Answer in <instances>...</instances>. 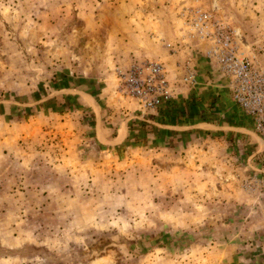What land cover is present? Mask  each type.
Returning a JSON list of instances; mask_svg holds the SVG:
<instances>
[{
    "label": "rangeland",
    "instance_id": "rangeland-1",
    "mask_svg": "<svg viewBox=\"0 0 264 264\" xmlns=\"http://www.w3.org/2000/svg\"><path fill=\"white\" fill-rule=\"evenodd\" d=\"M216 2L264 54V0ZM199 3L0 0V264H227L258 242L264 190L243 185L257 169L245 167L240 191L223 190L216 178L233 174L203 169L218 155L210 131L183 147L149 141L155 116L119 92L115 69L172 64L165 44L187 41L181 11ZM98 81L111 94L102 120L114 132L134 124L125 139L122 126L116 142H99L86 108L48 112L35 103L48 93L59 105L65 96L54 88L65 84H84L98 99Z\"/></svg>",
    "mask_w": 264,
    "mask_h": 264
},
{
    "label": "crops",
    "instance_id": "crops-1",
    "mask_svg": "<svg viewBox=\"0 0 264 264\" xmlns=\"http://www.w3.org/2000/svg\"><path fill=\"white\" fill-rule=\"evenodd\" d=\"M183 45L184 43L180 42V45L176 47L177 52L171 55L173 57L172 64L166 66L169 77L174 80L176 73L179 72V68L176 65L182 63L186 58L194 57L199 70V84L186 90L185 87L174 85L175 98L168 104L150 112L151 115L155 116V120L149 119L151 124L148 125L153 126L150 129H154L155 133L152 137L147 133L145 137L149 141L158 143L174 139L180 147H183L187 141L193 142L198 140V138L204 137L199 134L202 130L210 131V133H206V141L216 144V153L218 155L217 157L211 156L207 161L208 166H204L205 168L203 169H206L205 171H214L215 173L217 172L215 170L216 167L228 169L229 173L234 176L233 180L226 175L216 179L220 185V180L226 179V186L228 187H224L225 189L223 190H230L234 185H237L236 191H240L236 180L242 177L247 165L251 163L255 169L262 171V174H264V152H256L258 140L254 131L253 121L242 114L233 104L224 79L220 78L209 67L205 59L199 57L198 53H193L187 47L182 48ZM103 87L102 81H98L97 99L86 90L84 84H75L74 87H71L70 84H65L59 88H54L56 94L59 93L65 96L59 105L54 102L56 100H53L52 95L48 93L46 94L47 96L36 97L35 103L41 104V109L48 112L70 110L71 108L83 111L86 108L94 115L93 125L96 139L102 143H114L118 138L120 127L126 126L125 135L121 138L125 139L130 136L134 124H130L129 120H127L126 123H121L118 126L117 132H114L112 125H110L112 122H108V119L102 120L104 106L108 104L107 97L108 95L111 96L107 91L108 89ZM55 96L58 98V95ZM88 97L91 98L92 103L90 99H87ZM73 103L78 105L77 108ZM96 114H98L100 122H97ZM151 138L154 139L152 140ZM195 169L200 170L202 168L197 165L194 167ZM215 182L212 185H215ZM261 201L263 206L264 199L262 198ZM254 221V228L259 231L256 234V238L259 239L258 242L252 243V248L247 244H243L239 250L237 249L238 254L241 253L238 255L239 261L233 258L227 264H264V216ZM248 229L250 230V228ZM244 234L246 235L248 232Z\"/></svg>",
    "mask_w": 264,
    "mask_h": 264
},
{
    "label": "built area",
    "instance_id": "built-area-1",
    "mask_svg": "<svg viewBox=\"0 0 264 264\" xmlns=\"http://www.w3.org/2000/svg\"><path fill=\"white\" fill-rule=\"evenodd\" d=\"M218 12L212 0H200L194 7L183 8L182 36L187 40L183 43L224 79L233 104L253 121L258 140L256 152H264V54L257 57L255 53L262 51L263 46L253 48L243 41L238 29ZM165 46L170 55L177 52L171 43ZM176 67L179 72L174 80L160 61L147 60L117 68L119 92L133 99L141 110L155 111L175 98L174 85L186 90L199 84L194 57L184 59ZM243 185L252 194H263L264 174L257 169Z\"/></svg>",
    "mask_w": 264,
    "mask_h": 264
},
{
    "label": "water",
    "instance_id": "water-1",
    "mask_svg": "<svg viewBox=\"0 0 264 264\" xmlns=\"http://www.w3.org/2000/svg\"><path fill=\"white\" fill-rule=\"evenodd\" d=\"M212 3H213L214 8H216V6H217L216 0H212ZM223 180L226 181V179H223Z\"/></svg>",
    "mask_w": 264,
    "mask_h": 264
},
{
    "label": "bare ground",
    "instance_id": "bare-ground-1",
    "mask_svg": "<svg viewBox=\"0 0 264 264\" xmlns=\"http://www.w3.org/2000/svg\"><path fill=\"white\" fill-rule=\"evenodd\" d=\"M217 7V6H216Z\"/></svg>",
    "mask_w": 264,
    "mask_h": 264
}]
</instances>
